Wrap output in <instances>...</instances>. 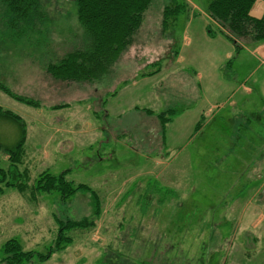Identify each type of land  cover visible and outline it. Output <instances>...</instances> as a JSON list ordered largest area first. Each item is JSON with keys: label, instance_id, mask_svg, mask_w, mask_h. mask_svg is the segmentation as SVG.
Here are the masks:
<instances>
[{"label": "rangeland", "instance_id": "obj_1", "mask_svg": "<svg viewBox=\"0 0 264 264\" xmlns=\"http://www.w3.org/2000/svg\"><path fill=\"white\" fill-rule=\"evenodd\" d=\"M185 1L188 7L166 26L162 10L174 1L151 2L110 78L67 84L50 76L45 64L83 40L74 0H38L47 20L29 17L31 24L22 21L16 28L8 26L12 14L0 0V82L38 102L27 105L0 90V107L17 114L25 126L17 168L28 175L23 191L2 186L0 246L17 237L25 249L44 250L56 235L55 218H94L90 192L77 191L65 202L55 191L35 189L40 172L68 169L67 180L96 192L101 213L92 228L67 231L71 242L63 251L31 264H99L102 254L109 258L116 250L133 257L131 262L153 257L160 264H194L210 244L221 252L219 264H264V222L251 220L256 211L249 203L239 215L257 182L251 155L243 151L245 140L236 131L228 133L230 119L240 118L239 105L230 110L225 104L214 119L200 116L208 108L207 98L225 99L235 77L247 73L254 61L241 49L228 60L214 51L210 63L219 83L215 80L217 87L201 92L195 71L204 68L187 59L176 64L175 51L191 39L193 45L184 52L190 60L192 53L202 58L220 45L205 41L197 30L207 21L202 12L207 0ZM157 67L158 72L143 74ZM259 70L256 76L261 77L264 67ZM258 96L256 91L251 96L237 92L234 98L255 101ZM166 108L178 114L163 133L157 114ZM198 118L201 125L196 127ZM261 123L255 129L264 133ZM20 126L0 115V166L5 169L10 160L3 149L15 147Z\"/></svg>", "mask_w": 264, "mask_h": 264}, {"label": "trees", "instance_id": "obj_2", "mask_svg": "<svg viewBox=\"0 0 264 264\" xmlns=\"http://www.w3.org/2000/svg\"><path fill=\"white\" fill-rule=\"evenodd\" d=\"M3 1L6 4V12L12 14L7 22L9 27L16 28L22 21H25V25L31 24L29 17L41 21L47 20L45 12L39 7L38 0ZM152 1L74 0L77 8V20L84 31L83 40L80 45L66 51L62 57L58 58L59 60L46 63L45 71L53 78L67 83H98V81L110 78L122 52L132 44L134 35L142 24L145 11ZM171 1H174L173 4L167 3L162 10L163 26L173 20L181 10L188 7L185 0ZM254 2L255 0H207L206 14L211 19L206 25L207 35L210 37H214L216 34L223 35L234 44L236 49L240 48L237 39L251 40L254 43L263 41L264 14L261 18H255L249 14ZM159 69L157 67L143 74L152 75ZM0 90L27 105L37 106L38 104L32 98L13 92L11 88L1 82ZM65 105H54L53 108H60ZM146 111L151 112L152 110L146 109ZM177 114L178 111L175 108H168L158 113L157 117L161 127L164 129L165 123ZM0 115L21 123V134L15 147L3 149V152L8 155L10 166L7 169L0 166V192L2 186H12L18 191H23L28 178L27 170L19 171L17 165L25 139V126H23L21 118L8 109L0 107ZM67 173L68 169L58 174L44 170L39 173L35 180V189L47 193L55 191L58 193L59 199L65 202L77 191L90 192L93 198L90 215L94 218L86 215L79 219L72 217L65 220L55 218L58 226L56 235L44 250L25 249L17 237H10L0 246V264H31L33 261L47 260L52 253L63 251L64 247L71 242V238L66 234L67 231L90 229L95 225L94 219L101 213L99 197L86 184H73V181L67 180ZM209 246L211 247L202 251L200 257L194 258V264H219L216 256L221 252L217 251L213 244ZM122 252L123 250H116L112 252L109 258H104L105 256L102 254V259H98L99 264H160L159 261L153 262V257L143 261L138 259V262H131L133 257H127ZM158 252L161 253L162 251ZM161 262H166V259L161 260Z\"/></svg>", "mask_w": 264, "mask_h": 264}, {"label": "crops", "instance_id": "obj_3", "mask_svg": "<svg viewBox=\"0 0 264 264\" xmlns=\"http://www.w3.org/2000/svg\"><path fill=\"white\" fill-rule=\"evenodd\" d=\"M193 9H196V8H192L191 10ZM202 12L206 15L207 21L206 22L204 21L203 23L201 22V24H199V26L197 27L198 33H201L200 36H202L204 40L206 38L205 41H208V42L215 41L214 43H217L220 46L217 49L216 48L210 49L209 52L206 51V53L202 55V58L199 56L194 57L195 54L192 53V56L190 57V60H189L187 53H184L185 51H188L186 46L191 42L190 41L191 39H187V43L186 44L184 43L183 48H181L180 51H175L176 53H175L174 61L178 65H181V63H186L187 62L186 59L190 61V64L191 63L194 64L195 62H198L200 66H202L204 69L202 71L196 69L195 71L196 77H197V85L202 86L203 89H201V92H205V91H208V86L217 87V85L214 83L215 80L216 82L219 83V79L215 77L211 63H210L212 61L214 51H216L215 52L216 56L220 57L222 55L223 60L224 58L228 60L235 54V52L241 49L244 51V53H247L248 56H250L253 59L254 62L250 64L249 71L247 73H242V75L240 74L235 77V80L236 79L237 80L236 81L233 80V81H235L236 84L230 92L228 90V92L225 95V99L220 100L216 98L217 101H210V99L207 98L206 105H208V108L206 109L205 114L203 113L200 116L204 115V116H207L209 119L210 118L214 119V117L222 109H225L224 108L225 104L229 105L230 110H232L235 107H238L239 105L238 109L240 111L239 113L240 118L233 117L232 118L233 120L230 119V124L232 125V128L228 131V133L235 134L237 132L235 136L238 137L239 135L241 139L245 140L246 146L242 144L243 151L247 154L250 153L251 155L249 159L252 162V168H253L252 173L255 175V178L257 180V182L253 183L254 184L252 186L253 191L251 192V195L248 197L247 202L245 203V206H244V201L239 206V215L242 214L243 210L246 211V208L248 207L246 204L248 203L252 204L254 205V208L252 209H255L256 211L254 213L256 217L251 220L254 221L259 218L258 222L261 223V222H264L263 221L264 220V133L259 131L258 129L257 131L255 129V125L258 124L260 120H264V71L259 73L261 74V77L256 76V73L260 71L259 69L264 67V40L258 43H254V42H251V40L237 39V43L240 46V48L236 49L234 44L228 39H226L223 35L216 34L214 37H210L209 35H207L206 25L208 24L209 21H211V19L206 14V10H203ZM249 14L255 18H261L264 14V0H255V2L253 3L249 11ZM193 16L194 14L190 15L187 24L190 25L192 23V22L189 23V21H191V18H193ZM192 43L193 42H191V45H193ZM21 58L23 59L24 57H21ZM258 77H260V80H258ZM255 91L257 95H260L258 96V98L256 97L257 99L254 98L255 101H252L251 97L249 98L242 97L241 99L238 98V100H235L234 98L237 92H239L240 94L251 96L252 92H255ZM133 107L137 109L139 108L137 105L136 106L134 105ZM198 109H200V106L198 107ZM200 110H203V109H200ZM230 114H232V111ZM171 120H169L166 123L173 122V120L172 121ZM251 120H254V121L251 122ZM166 123H165V127H166ZM63 125L65 126L64 123ZM200 125H201L200 119L198 118V120L195 122V126L199 127ZM238 127L242 128L240 132H239ZM261 127H263L262 129L264 131V123H261ZM164 132H165V129H164ZM168 137H169V133L166 128V134H165V137H163L165 142H166V139L167 140L169 139ZM252 139L257 140L258 146H256V144L254 143ZM261 144H263V146H261ZM242 158L243 159L247 158V155L246 154H244V156L242 155ZM248 161L249 160H247V162ZM234 206L236 205L233 204L231 208L227 206L224 211V214L229 215V212H231V209ZM252 209L250 208V210ZM243 214H245V212ZM260 214L262 218H260Z\"/></svg>", "mask_w": 264, "mask_h": 264}]
</instances>
